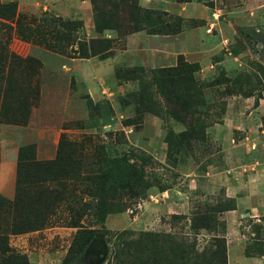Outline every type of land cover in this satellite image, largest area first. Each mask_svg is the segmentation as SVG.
<instances>
[{
    "label": "rangeland",
    "instance_id": "obj_1",
    "mask_svg": "<svg viewBox=\"0 0 264 264\" xmlns=\"http://www.w3.org/2000/svg\"><path fill=\"white\" fill-rule=\"evenodd\" d=\"M0 1L16 4L20 16L0 19V264H202L215 237L225 239L229 264L225 224L213 210L232 198L210 190L222 165L212 127L231 95H252L256 104L264 96V33L239 29L243 55L233 75L204 79L184 57L156 68L123 60L109 71L105 61L126 49L132 28L162 34L200 21L141 0H96L103 15L95 0ZM253 120L254 139L264 141V115ZM256 160L264 167V149ZM174 189L188 196V213L151 209L153 224L130 223L140 202ZM246 225L254 234L246 230L245 254L262 258L264 223Z\"/></svg>",
    "mask_w": 264,
    "mask_h": 264
},
{
    "label": "crops",
    "instance_id": "obj_2",
    "mask_svg": "<svg viewBox=\"0 0 264 264\" xmlns=\"http://www.w3.org/2000/svg\"><path fill=\"white\" fill-rule=\"evenodd\" d=\"M141 5L198 20L200 24L177 32L149 34L141 30L129 35L126 49L105 61L106 68H111L109 71H114L123 60L128 65L156 68L174 65L178 57H184L199 64L198 75L204 79L220 70L233 75L240 70L241 62L238 61L243 55L239 29L245 27L246 30L251 28L253 32L264 33V0H241L239 7L231 9L173 0H141ZM263 45L259 43L258 47ZM255 56L259 57V54ZM261 62L264 63V58ZM251 103L252 108L247 111ZM243 113L246 117L242 116ZM256 115H264V96L256 104L252 95L242 97L233 94L228 99L224 120L212 127L217 130L221 145L218 156L222 165L210 174V190L224 188L226 196L234 199L236 204L235 208L220 213L225 224L223 236L227 240L229 264H264V255L258 258L245 254L250 239L246 230L254 234L250 230L251 225H246L247 221L253 219L264 223V167L257 166L256 162L257 155L264 149V141L259 135L254 139L260 125L256 126L254 120L252 125L250 122ZM190 188L196 189V186L191 185ZM171 191L162 192L161 200L151 196V200L140 202L130 223L136 225L146 219L153 224L158 218L148 214L151 209L161 212L165 209L171 214L188 213V196L179 189Z\"/></svg>",
    "mask_w": 264,
    "mask_h": 264
},
{
    "label": "trees",
    "instance_id": "obj_3",
    "mask_svg": "<svg viewBox=\"0 0 264 264\" xmlns=\"http://www.w3.org/2000/svg\"><path fill=\"white\" fill-rule=\"evenodd\" d=\"M185 2L191 1V0H183ZM95 3V7H96V11L98 13H100V15H103V11H101L102 9L99 8V5H97L96 0L94 1ZM143 8H141L140 6L137 7V13L135 14V16H139V12L142 10ZM143 11V10H142ZM147 12V10H145ZM0 19H6L9 20L11 22H18L20 20V16L19 14H17V7L16 4L12 3H2L0 1ZM108 26H105V28H110L111 26H109V24H107ZM133 32L135 31H139V30H144V28H142L141 26H137L135 28H132ZM132 33V32H131ZM154 34L160 33V32H152ZM189 67H192L191 64H188ZM26 89V88H25ZM28 150H31V146L27 147ZM24 151H22V153L20 154V166L23 165V161H24V156H23ZM34 153V151H33ZM22 189L21 186L18 185V193H17V197H16V214L14 217V229L15 230H19L22 226L21 223L18 222V218L19 216H21V210L19 207V195L21 194ZM0 202L2 204V198L0 197ZM236 204L235 201H233V199L230 200L229 203L224 202L220 207L215 208L213 211H216L218 213H221L223 211H227L229 209H233L235 208ZM198 218H196L197 220H203L205 219V216H203L201 213H198ZM25 225V224H24ZM194 227H197V225L193 224ZM208 224L204 225L203 228H207ZM92 235L89 236V238L87 239L86 243H89L92 239ZM0 238H2V236H0ZM214 241H216V245H217V249L214 250L213 252H211L210 256L208 257V260L206 261V263H202V264H227V248H226V241L225 239H220L215 237ZM7 250H9L7 248ZM84 250V249H83ZM6 250H3V252H5ZM206 256V255H205ZM18 258H20V256H17ZM198 263V262H197ZM196 263V264H197Z\"/></svg>",
    "mask_w": 264,
    "mask_h": 264
}]
</instances>
